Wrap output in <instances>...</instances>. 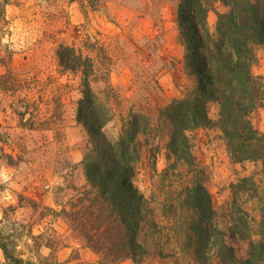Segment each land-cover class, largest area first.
I'll list each match as a JSON object with an SVG mask.
<instances>
[{"label":"rangeland","instance_id":"1","mask_svg":"<svg viewBox=\"0 0 264 264\" xmlns=\"http://www.w3.org/2000/svg\"><path fill=\"white\" fill-rule=\"evenodd\" d=\"M178 1L10 0L5 7L6 32L1 41L12 57L7 66H0V75L9 68L37 79L29 101L39 108L34 114L48 123L54 115L60 116L57 125L31 128L30 104L18 91L3 89L0 81V232L14 236L10 244L24 260L93 264L100 258L85 247L83 237L61 212L63 206L71 208L86 186L81 160L87 136L75 120L81 74L58 66L60 44L74 46L92 59L95 75L90 86L110 108L103 127L109 140L118 138L133 113L146 117L140 120L143 128L136 138L140 159L133 185L146 200L150 222L145 232L153 235V225L158 231L146 239L149 252L142 260L118 264H199L181 248L188 241L180 225L185 215L180 207L184 188L203 184L218 213L215 221L226 230L231 184L245 176L264 180L255 163L231 160L214 125L187 132L192 163L176 159L168 147L171 125L162 109L197 87L196 76L185 65ZM205 3L206 26L215 35L217 14L227 6L219 0ZM196 33L200 36L197 26ZM252 69L264 80L262 46L255 47ZM217 112V105L209 103L212 122ZM250 119L258 131H264V107L255 108ZM225 242L233 249L234 264L247 257L248 240L227 232ZM0 264H7L1 249ZM208 264L219 263L215 258Z\"/></svg>","mask_w":264,"mask_h":264},{"label":"trees","instance_id":"2","mask_svg":"<svg viewBox=\"0 0 264 264\" xmlns=\"http://www.w3.org/2000/svg\"><path fill=\"white\" fill-rule=\"evenodd\" d=\"M9 1L0 0V66H7L12 57L1 41L6 32L3 24ZM219 1L227 10L217 14L215 35L206 26L209 9L205 0L178 1L180 37L187 48L185 65L196 76L197 87L190 95L173 100L162 109L161 114L171 125L168 147L176 159L192 163L187 132L214 125L221 131L233 162H253L264 173V131H258L250 119L255 108L264 107V80L252 69L255 47L264 48V0ZM56 56L61 69L81 74L75 120L87 136L81 160L86 186L70 204L71 208L63 206L61 212L70 228L83 237L85 247L100 255L93 264L140 261L149 252L146 239L158 231L153 225V235L145 232L144 227L150 222L146 200L133 185L140 159L136 138L143 128L140 120L146 121V117L133 113L118 138L109 140L103 127L110 119V108L90 86L95 75L92 59L66 44L58 46ZM0 81L3 89L18 91L22 94L20 98L30 104L27 109L32 112L31 128L37 129L44 123L57 125L58 115L48 123L39 121L34 114L39 108L29 101L37 79L7 68ZM209 103L218 108L214 122L208 114ZM231 191L233 200L226 212L229 219L224 230L215 221L218 213L205 186L195 182L184 188L180 207L185 215L180 225L188 241L181 248L199 264H208L215 258L219 264H234L233 249L225 242V235L230 232L249 241L247 257L239 264H264V180L241 177L231 184ZM13 237L0 232V249L6 263L32 264L20 253L15 254L9 241Z\"/></svg>","mask_w":264,"mask_h":264}]
</instances>
